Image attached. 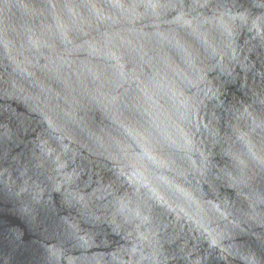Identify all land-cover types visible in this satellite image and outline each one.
<instances>
[{"label": "water", "instance_id": "1", "mask_svg": "<svg viewBox=\"0 0 264 264\" xmlns=\"http://www.w3.org/2000/svg\"><path fill=\"white\" fill-rule=\"evenodd\" d=\"M0 264H264V0H0Z\"/></svg>", "mask_w": 264, "mask_h": 264}]
</instances>
